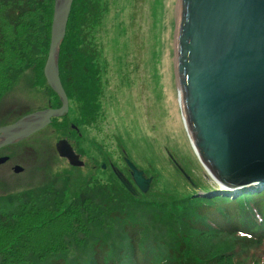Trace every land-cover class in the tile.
<instances>
[{
    "label": "trees",
    "instance_id": "16d2710c",
    "mask_svg": "<svg viewBox=\"0 0 264 264\" xmlns=\"http://www.w3.org/2000/svg\"><path fill=\"white\" fill-rule=\"evenodd\" d=\"M53 5L0 0V99L25 70L45 83ZM102 11L100 0H73L59 50L63 89L88 124L100 87L88 29ZM124 179L79 185L65 176L0 197V264H264V188L230 193L203 185L201 196L175 198L140 193ZM143 213L156 215L145 225Z\"/></svg>",
    "mask_w": 264,
    "mask_h": 264
},
{
    "label": "rangeland",
    "instance_id": "374dc122",
    "mask_svg": "<svg viewBox=\"0 0 264 264\" xmlns=\"http://www.w3.org/2000/svg\"><path fill=\"white\" fill-rule=\"evenodd\" d=\"M178 2L100 0L101 20L88 29L100 80L99 98L94 102L99 105L97 115L94 112L89 124L82 121L80 108L71 101L65 121L56 120L26 140L0 149V158L9 159L0 166V197L65 176L79 185L106 183L111 175L132 181L125 160L151 180L148 190L175 198L201 196L197 191L203 185L217 190L194 155L177 100ZM37 77L32 69L25 70L0 99V128L53 104L46 81ZM59 141L80 152L84 166L74 168L60 158L55 149ZM13 167L22 168V173L14 174ZM148 215L156 214L143 213L145 225Z\"/></svg>",
    "mask_w": 264,
    "mask_h": 264
},
{
    "label": "water",
    "instance_id": "95a60500",
    "mask_svg": "<svg viewBox=\"0 0 264 264\" xmlns=\"http://www.w3.org/2000/svg\"><path fill=\"white\" fill-rule=\"evenodd\" d=\"M178 3L174 72L191 147L218 190L236 193L264 188V0ZM72 4L73 0H54L43 69L60 107L32 113L1 127L0 149L26 140L68 112L58 60ZM55 149L71 167L84 165L66 141H59ZM7 160L0 158V165ZM125 164L133 184L145 194L151 180L145 179L129 160ZM13 171L19 174L22 168L14 167Z\"/></svg>",
    "mask_w": 264,
    "mask_h": 264
},
{
    "label": "flooded vegetation",
    "instance_id": "af4514ba",
    "mask_svg": "<svg viewBox=\"0 0 264 264\" xmlns=\"http://www.w3.org/2000/svg\"><path fill=\"white\" fill-rule=\"evenodd\" d=\"M79 70H80V69H79ZM64 75H65V74H64V72H63V74H62V78H63V80H65V78H66V80L69 79V77H68L67 75H65V76H64ZM59 77H60V76H59ZM60 80H61V77H60ZM94 80H95V77H94ZM67 98H68V97H67ZM70 103H71V100L68 99V112H67V115H68V113L70 112V108H71V104H70ZM48 107H50V108H47V109H57V108L54 106V104H49ZM67 115H66V116H67ZM23 116H24V115H23ZM23 116H21V117H23ZM66 116H65V117H66ZM65 117H63V118H65ZM63 118H61V119H63ZM19 119H20V118H19ZM19 119H17L16 121H18ZM84 119H87V118H84ZM56 120H60V119H56ZM16 121H15V122H16ZM53 122H54V119L51 120V123H50L49 127L51 126V124H52ZM13 123H14V122H13ZM3 127H4V126H3ZM71 128L74 129V131L77 130V127H76V126L74 127L73 124H71ZM43 130H44V129H43ZM43 130H41V131H43ZM41 131H40V132H41ZM73 151H74L75 155H77V156L79 157V159H80V157H81L80 152H78L77 150L75 151L74 148H73ZM6 158H7V157H6ZM63 160H65V159H63ZM65 161H66V160H65ZM7 162H9V159H8L4 164H2V165L7 164ZM66 162H67V161H66ZM2 165H0V166H2ZM13 169H14V167L12 168V172L14 173ZM21 173H22V172H21ZM21 173H19V174H21ZM14 174H15V173H14ZM16 175H18V174H16Z\"/></svg>",
    "mask_w": 264,
    "mask_h": 264
},
{
    "label": "bare ground",
    "instance_id": "6f19581e",
    "mask_svg": "<svg viewBox=\"0 0 264 264\" xmlns=\"http://www.w3.org/2000/svg\"><path fill=\"white\" fill-rule=\"evenodd\" d=\"M179 15V3H178V6H177V16ZM189 139V138H188ZM190 142V141H189ZM191 145V144H190ZM194 152V151H193ZM195 155V153H194ZM196 156V155H195ZM197 158V157H196Z\"/></svg>",
    "mask_w": 264,
    "mask_h": 264
}]
</instances>
